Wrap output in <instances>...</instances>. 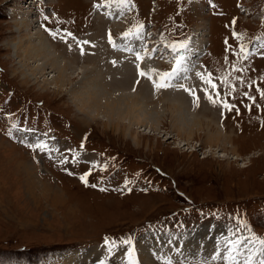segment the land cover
Here are the masks:
<instances>
[{
    "label": "rangeland",
    "instance_id": "1",
    "mask_svg": "<svg viewBox=\"0 0 264 264\" xmlns=\"http://www.w3.org/2000/svg\"><path fill=\"white\" fill-rule=\"evenodd\" d=\"M29 1L34 3L30 15L35 20L38 2L43 0H0V140L3 145L11 147L0 148V264H99L101 260L98 261V258L92 261L97 252L90 257L87 254L101 245L103 239L114 246L133 250L137 254L136 258H132L134 264H163L153 256L152 251L161 253L162 246L146 239L150 231L176 235L169 236L170 244L164 254L176 259L178 264H186V261H190L188 264H242L241 259H247V264H261L264 261V96L254 91L250 83L263 86L264 93V57L262 61L255 58L244 61L228 51L224 52L219 40L220 54L216 52L210 59L220 57V64L217 65L216 61L210 65L206 59L209 69L201 68L206 71L203 84L207 86L206 81L211 80L214 85L216 92L213 95L209 91L212 86L205 87L201 83H197L192 92V102L185 94L190 89L178 90L180 94L165 90L164 94L158 92L154 99L152 92H149L150 99L134 95L139 101L135 114L140 121L134 120L131 114L121 121L139 137L140 144L136 145L124 137L122 128L114 130L103 127L99 122L83 121L84 114L79 112L86 97L82 89H86L94 75L101 85L98 88L99 100L95 102L98 105L92 109L98 120H111L110 114L108 116V105L111 103L108 101L115 100L114 96L123 92L122 88L112 86V81L118 78V70L107 67L104 56L97 58L98 46L95 49L97 56L89 58L102 61V67H96L97 64L85 58H81L82 61L78 57L69 58L60 42V46L54 44L55 49L52 47L34 21L32 30L39 31L45 39L44 46L55 58L56 65L46 64L48 69H43L42 75L34 70V61L25 57H21L24 61L21 60L19 56L24 55L20 51L23 48L18 45V24L14 22L24 17L18 13L22 14V5L27 6ZM49 1H52L51 8L59 13L63 21L80 32L88 31L89 37L92 34L100 36L101 29L99 42L103 43L99 49L117 50V53L126 50L129 53L128 45L131 46V43L127 36L110 35L105 43L104 33L108 26L104 27L102 16L98 19L95 18L97 13H94L95 17L90 15L91 0H45L44 4ZM149 1L136 0L135 5H130L132 12L127 23L126 16L116 17L118 20L112 22L114 27L111 31H122L125 23L128 26L146 22L157 41L172 39L179 43L191 37L190 27L193 24V33L198 35L193 46L203 49H206L207 28L210 29L209 38L212 31L216 43L219 37L228 35V21L234 24L236 34H245L246 40L260 31L264 33V26L260 25L264 20L262 13L259 16L248 14L247 9L242 12L245 13L244 22L233 21L232 14L236 12L234 0H218L212 16L208 15L199 0ZM246 1L250 8L263 12L264 0ZM251 2H254V7ZM151 3L153 11L147 12ZM104 17L110 18L108 13ZM115 27L119 29L116 31ZM142 31L134 42V47H138L132 50L140 55L149 51ZM31 37V42L37 41L36 35ZM67 45L73 49L64 45L68 51L74 52L72 56L78 54L76 51H82L69 42ZM109 53L112 54L104 52V55ZM152 53L149 52L151 58L155 57ZM192 57L193 53L188 54L187 66L196 67V59L193 63ZM59 59L61 62H58ZM117 62L116 65L121 64L119 59ZM237 65L242 71H238ZM196 68L194 71H197ZM52 69L66 71L68 80L55 87L58 77L54 78L57 73ZM102 69L108 79L101 76ZM234 74L237 77L232 80L230 75ZM191 78L188 79L190 87ZM137 85L134 84L135 87ZM173 97L175 100H172ZM250 98H254L255 102ZM174 101L181 107H192L195 116L190 119L201 122L197 131L193 127L189 140L185 139V133L177 132L179 123L174 121L175 113L168 105H175ZM226 104L232 106L231 110L225 107ZM140 107L144 108L149 119H154L152 126L142 123L145 114L138 111ZM84 110L87 111L86 108ZM17 119H22L23 124L26 122L28 128L37 132H48L55 141L32 131L19 132L21 127H16L19 124ZM39 123L46 130L39 128ZM207 123L212 131L217 129L225 139L210 143L206 130H211L207 128ZM37 137L43 141H37ZM18 141L46 144L51 151L59 150L61 144L63 152H58V155L61 161L67 162H58L39 148L28 150ZM85 144V150L79 147ZM80 150L86 154H81ZM93 152L97 156L95 161L101 159L100 165L105 164L109 174L128 172L132 179L129 182L131 188L117 178L103 179L111 182L110 186H105L104 190L97 189L94 183L99 184L100 179H94V174H89L93 169L90 167L101 166L90 164V167H85L79 161L83 159L84 162ZM9 159L13 161L8 163ZM14 159L25 165L26 162L31 163L33 170L28 168L30 177L25 171L21 172V167L13 170L17 164ZM82 169L89 171L85 181L80 179L85 175ZM98 177L110 176L103 174ZM28 180L32 183L26 188ZM37 183L39 187L36 188ZM121 186L125 191L118 190ZM30 188L34 195L26 193ZM55 195L61 197L52 201ZM211 224L216 226L203 229ZM183 231L189 232L178 235ZM223 235L240 239L248 245L234 242L237 246H232L228 240L221 238ZM250 250L255 253H249ZM127 252L128 249H125V255H121L119 250L109 264H129L126 258L125 262H121ZM226 256L228 259H224Z\"/></svg>",
    "mask_w": 264,
    "mask_h": 264
},
{
    "label": "bare ground",
    "instance_id": "2",
    "mask_svg": "<svg viewBox=\"0 0 264 264\" xmlns=\"http://www.w3.org/2000/svg\"><path fill=\"white\" fill-rule=\"evenodd\" d=\"M27 3L28 4L25 7H24V5H22L23 8H24V10H21L22 14L18 13V15L20 17H23V16L24 17L22 19H20V21L14 22L15 25L18 24V25H16L17 29H18V33H19V40L17 42H18L19 46H22L23 50H20V51H21V53L24 54L23 56H19V57L20 58L21 57H25V58H28V59L34 61V63H35L34 66H36L34 68V70H37L38 73H41L42 75H44V73H43L44 70L43 69H48V68L45 67L46 64H50L52 66H55L56 62L54 60L55 58L49 53V51H47V49L44 46V42H45L44 40L45 39L43 40V37L41 36L39 31H37V30L33 31L32 30L34 18L31 17V15H30L31 13H33V11L30 8L32 6H34V3H32L31 1H29ZM25 4H26V1H25ZM106 14L107 13L104 12V11H99L96 14L95 18L100 19L101 16H102L101 21H102V19L104 20V23H103L104 27L108 26L107 27V32L104 31L105 32L104 33V39L105 40L103 39L105 41V43L107 44V41L110 39V38L108 39L107 36L110 37V35H111L108 32V30L111 31L112 27H114V26H112V22L110 23V21H109L110 18L107 19L106 17H104V16H106ZM115 20H118V19H115ZM100 25H101V23H100ZM120 25H121V23H120ZM114 29L117 31V29H119V28L115 27ZM142 32H144V31H142ZM33 34H34V36L36 35L35 38L37 39V41L31 42L32 41L31 35H33ZM27 43H29L30 46ZM102 43L99 42V46L97 45L98 46V56L97 55L96 56H97L98 59H100V58H102L104 56V64L107 65V67L117 68L118 71L116 70L117 71L116 74H118V78L114 79L112 81L113 84H114L112 86L117 87V88H122L123 92H121L120 95H115L114 96L115 100L108 101V102L111 103V104L109 103L110 105H108V110H109L108 116L110 114L109 117L111 118V120L110 119L106 120V121L98 120L97 116L95 118L96 114L95 113L93 114L92 109H94L96 107V105H98L95 102H97L99 100V98H98V94H99L98 88H101V85L99 83V80H97L96 75H94L93 78H90L91 79V80H89L90 84L88 82V84L86 85V89L85 90L82 89L83 93L86 95V97H85L84 103H82V107L80 108L79 112L84 114L83 121L85 119L87 121H90V120L95 121L96 123L99 122V123H102L103 127H107L109 129H114V130H116L118 128H120V129L122 128L124 137L129 138L133 142V144H136V145L140 144L139 137H137L136 133H134V132L132 133V131H129L130 130L129 127L124 125L123 122L121 121V119H123L124 116H127V114L133 115V119L137 120V122L140 121L138 119V117L136 116V114H135V112L137 111V103H139L137 96L142 97V98H147V99H150V98L153 97V99H154L156 96H158V90H160V92L162 94H164L165 90H166V92H167V90L170 91V92L172 90H174V91H177L180 94V92H179L180 90H186V89L192 90V89H195L196 88L195 85L197 83H199L203 79V76L201 75V71H200V75L199 76H197V71L196 70H195L196 71V74H195L194 68H196L197 66L196 67H193L192 65L191 66H187L188 54L182 60V62H183L182 64H184V65L181 66V70H180V72H178L179 75H177V76L175 75L171 79H162L163 74L167 72L165 70H169L170 68H166L163 71L160 66H161L162 63H165L168 67L174 66L175 61L172 59V57H167V58L161 60V62H157V60L155 61V57L151 58V56L149 55V52L151 53V51H148V53L147 52L143 53L141 51L142 53L140 55L136 51H132L133 48L131 46H129V45H128L129 53L126 50L121 51V52L119 51L118 53H121V55H120V54L117 53V50H114V52H113V51H110V50L106 51L103 47H102L103 48L102 50L99 49V47L102 46ZM142 44H143V42H142ZM111 47H109V48H111ZM137 47H134V50ZM47 48H48V46H47ZM147 48H148V46H147ZM104 52H111L112 54H110L109 57H106L108 54L104 55ZM189 54H191V51H190ZM152 55L153 56L155 55L154 52L152 53ZM138 56H139V58H138ZM80 59L81 58H79V60ZM118 59H119V62L121 64L116 65V63H118L117 62ZM133 59H134V61H133ZM194 59H195V56L192 57L193 63L195 62ZM21 60L24 61L25 59L21 58ZM36 61L38 63H36ZM81 61H82V59H81ZM58 62H61L60 59L58 60ZM93 62H97V59L94 60ZM40 65H42V66H40ZM51 71H54V73H57L54 76V78L56 76L58 77V79L55 82V87H57L59 84L60 85L64 84V82L68 80V78H67L68 74L66 73V71H62L61 72L59 70H53V69ZM132 71L134 72L135 78L133 77V72ZM141 73H143V75H141ZM116 74H114V75H116ZM78 75H80V71H79ZM189 77L190 78L192 77L191 80H190L191 87L189 86L190 84L188 85ZM109 79H110V77H109ZM134 84H138V85L135 87ZM157 84H166L167 86H165V87H157L156 86ZM41 85L45 86L46 84L45 83H41ZM203 85L205 86V84H203ZM200 86H202V85L200 84ZM207 86H205V87H207ZM149 92H152V95H153L152 97L149 94ZM160 92H159V94H160ZM102 95L103 94L101 93V96ZM134 95H137V96H134ZM175 95L176 94H174V96ZM101 96H100V98H101ZM174 98L175 97H173L172 100H175ZM177 98H181V97H177ZM153 99H151V100H153ZM157 102H159V101L157 100ZM170 102H172V101L170 100ZM173 103L175 105H173V104L171 105L170 103L168 105H170V108L172 109V112L175 113L174 114V116H175L174 117V121L178 120L179 125L177 126L178 127V131L177 132H179L180 134H184L185 133L184 137H187L185 139L189 140L190 136L193 134V127H194V131H197L198 129H196V128H200L201 127V125H200L201 122L199 120H193L192 121L190 119V118H194V116H195V114L193 113L194 110H193L192 107H187L185 105L183 107H181L175 101ZM84 108H86L87 111H85ZM115 109H116V111L113 112ZM138 111H140L141 113L145 114V119L142 120V123L146 124L147 126H149L151 124V126H152V123H153L154 119L153 118L149 119L150 117L148 118L147 113H145L144 108L140 107V108H138ZM150 116H151V114H150ZM114 117L116 119H114ZM156 118H157V116H156ZM207 125H208L207 128H209L210 126H209L208 123H207ZM209 129L211 130V128H209ZM216 130L217 129H215L214 131H212V130L209 131L208 129L206 130L207 139L209 140L210 143H218V142H221V141H223L225 139V136L222 135V133L220 131H216ZM40 138L37 137L36 140L39 141V142H42L43 139H40ZM167 138H170V137L168 136ZM37 144H39V143H37ZM5 145L6 144L3 145L2 141L0 140V148H2V147H7V149L11 148L10 145H6V146ZM11 160L13 161V159H11ZM11 160L9 159L8 163H11ZM16 163L17 164L14 165L15 167L13 166L14 167L13 170L16 171V169L21 167L20 168L21 172L24 173V171H25L26 175L30 177L29 173H31V171L33 170V167L30 165L31 163L30 162H26V165L23 162L16 161ZM28 168H31L30 172L28 171ZM36 181H39V179L37 177H36ZM31 183L32 182L30 180L26 181L25 182V187L27 188V186L30 185ZM38 185H39V183H37L36 188L39 187ZM44 191H47V190H44ZM26 193H28L30 195H32V194L34 195L35 194V193H33L32 188L27 190ZM60 197H61V195H57V196L55 195L53 198H51V200L52 201H56ZM102 251H106V249L103 248V249H98L97 250V248H93V250H91L87 255L90 257L91 255L93 256V254L95 255L96 252H97V255H99V254H102ZM229 254H228V256L235 257L234 254H233V256H231ZM228 256H226L224 259H228ZM252 259H255V258H252ZM91 260H92V258L89 259V261H91ZM249 260H250V258H249ZM250 261H249V263H250ZM241 262H242V264H245V263L247 264V259H241ZM257 264H258V262H257Z\"/></svg>",
    "mask_w": 264,
    "mask_h": 264
},
{
    "label": "snow or ice",
    "instance_id": "3",
    "mask_svg": "<svg viewBox=\"0 0 264 264\" xmlns=\"http://www.w3.org/2000/svg\"><path fill=\"white\" fill-rule=\"evenodd\" d=\"M128 35H129L128 33H125V36H128ZM85 43H87V42H85ZM241 51L242 52L245 51L243 49V47L241 48ZM138 58H139V56H138ZM182 60H183L182 57L177 58L176 67L173 68V71L171 73H164L163 76H162V79H171L173 76H175L177 74V72L180 71V65L182 63ZM141 75H143V73H141ZM206 82L210 83V81H206ZM156 86L157 87H165L167 85L166 84H157ZM213 87H214V85H213ZM262 95H264V93H262ZM209 99H210V97H209ZM225 107L228 108L229 110H231L232 106L226 104ZM35 147H37V148H39L41 150H44L47 146L41 143V144H37ZM61 162L65 163L67 161L65 160V161H61ZM87 175L88 174L86 173L84 176H81L80 177L81 181H85ZM129 255L131 256V252L129 253ZM101 264H103V262H101ZM129 264H134V261L130 260ZM261 264H264V261H262Z\"/></svg>",
    "mask_w": 264,
    "mask_h": 264
}]
</instances>
